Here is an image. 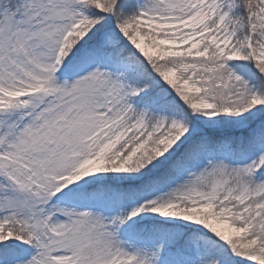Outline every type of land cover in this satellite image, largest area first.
<instances>
[{
    "label": "snow or ice",
    "instance_id": "snow-or-ice-1",
    "mask_svg": "<svg viewBox=\"0 0 264 264\" xmlns=\"http://www.w3.org/2000/svg\"><path fill=\"white\" fill-rule=\"evenodd\" d=\"M0 264H264V0H0Z\"/></svg>",
    "mask_w": 264,
    "mask_h": 264
}]
</instances>
